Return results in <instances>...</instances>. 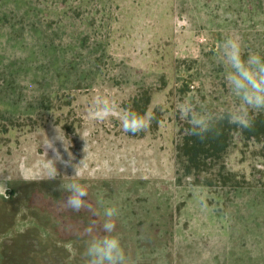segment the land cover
Wrapping results in <instances>:
<instances>
[{"label":"rangeland","instance_id":"374dc122","mask_svg":"<svg viewBox=\"0 0 264 264\" xmlns=\"http://www.w3.org/2000/svg\"><path fill=\"white\" fill-rule=\"evenodd\" d=\"M229 35L264 57V0H0V264H85L82 230L108 207L129 264H264V113L201 142L176 107L238 102ZM96 96L117 114L91 119ZM126 109L154 119L125 133ZM73 180L99 215L64 208Z\"/></svg>","mask_w":264,"mask_h":264},{"label":"clouds","instance_id":"9594fccd","mask_svg":"<svg viewBox=\"0 0 264 264\" xmlns=\"http://www.w3.org/2000/svg\"><path fill=\"white\" fill-rule=\"evenodd\" d=\"M218 62L225 69V81L231 94L237 99V103L223 112L219 119L211 117L204 110H197L196 106L188 102H178L177 111L181 117L190 125L189 134L198 137L201 142L209 135L216 133V125L221 120H227L231 125L240 129H251L254 123L253 114L264 113V57L259 54L249 53L245 59L242 55V44L239 36L229 35L220 44ZM117 114L116 105L108 98L96 96L93 98L89 108V117L93 120L104 121ZM122 130L133 135L147 130L150 122L154 119L151 111L143 115L135 111L124 110L118 114ZM55 135L50 140L49 148L53 149L55 157L62 160L59 151L54 147V142L62 143L68 156L70 144L66 146L65 137L60 130L54 129ZM65 167L71 166L69 161H62ZM74 167L73 177L80 175L79 170ZM57 170L50 173V178L55 179ZM62 190L67 193L63 206L73 212L87 209L93 215H99L86 200L88 192L86 188L73 180L67 185H62ZM102 223L91 221L82 230V235L87 237V245L83 256L85 264H129L120 239L111 235L116 224L114 218L117 209L108 207L104 210Z\"/></svg>","mask_w":264,"mask_h":264},{"label":"trees","instance_id":"16d2710c","mask_svg":"<svg viewBox=\"0 0 264 264\" xmlns=\"http://www.w3.org/2000/svg\"><path fill=\"white\" fill-rule=\"evenodd\" d=\"M197 152H198V148H197V146H195L194 148H193V151L191 150V153H192V155H193V159H195L197 156Z\"/></svg>","mask_w":264,"mask_h":264}]
</instances>
